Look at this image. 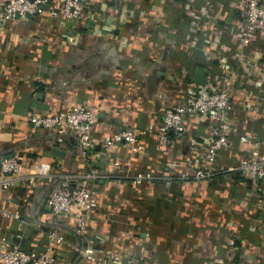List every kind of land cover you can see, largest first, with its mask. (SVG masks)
Here are the masks:
<instances>
[{"label":"crops","instance_id":"crops-1","mask_svg":"<svg viewBox=\"0 0 264 264\" xmlns=\"http://www.w3.org/2000/svg\"><path fill=\"white\" fill-rule=\"evenodd\" d=\"M78 1V18L0 22V156H23L22 175L37 174L34 163L43 162L55 176L0 188V241L41 252L54 243L51 235L66 239L55 264H264L258 236L240 225L244 205L233 186L222 177L179 179L189 171L183 139L169 135L161 155L152 137L142 154L111 142L120 130L158 124L177 98L170 81L176 59L168 50L176 48L174 31H185L173 18L186 0H174L175 9L170 0ZM80 106L97 113L94 165L101 177L77 236L75 223L52 215L46 203L52 180L85 175L88 163L74 134L67 131L58 144L55 131L35 130L29 119ZM137 173L155 179L135 184ZM239 236L247 237L233 249L229 242Z\"/></svg>","mask_w":264,"mask_h":264},{"label":"built area","instance_id":"built-area-1","mask_svg":"<svg viewBox=\"0 0 264 264\" xmlns=\"http://www.w3.org/2000/svg\"><path fill=\"white\" fill-rule=\"evenodd\" d=\"M169 4L175 9L174 0ZM43 14L50 19L59 15L73 19L81 16V7L78 0H65L61 7L51 0H3L0 6L3 24L30 21ZM173 19L186 24L185 31H174L176 48L168 50L169 56L176 59L170 81L178 88L177 98L158 124L120 130L111 142H122L132 152L142 154L152 137L155 151L161 155L170 143L169 135H174L176 141L183 139L189 171L179 179L202 183L222 177L233 186L235 199L244 205L240 218L241 227L247 231L244 234L258 236L264 252V0H186ZM251 52L261 58L255 61ZM194 61L203 63L196 69L206 72L203 85L193 82L192 69L198 67ZM243 77L248 79L246 84L242 83ZM242 90L246 93L236 97ZM29 121L35 130L55 131L58 144L67 131L76 136L89 170L79 177L50 179L54 189L46 205L52 215L71 219L75 234L82 236L87 216L97 201L95 183L101 177L94 165L97 113L80 106L49 116L33 113ZM201 153L203 162L198 160ZM24 161L23 156H0V188L55 177L43 162L34 163L37 174L22 175ZM240 178L247 182L242 183ZM132 179L142 184L155 178L137 173ZM235 186L242 192H235ZM246 237L239 236L229 244L237 249L240 239ZM51 239L54 243L41 252L0 241V264H55L58 246L66 239L53 235ZM83 255L95 261L93 255Z\"/></svg>","mask_w":264,"mask_h":264},{"label":"water","instance_id":"water-1","mask_svg":"<svg viewBox=\"0 0 264 264\" xmlns=\"http://www.w3.org/2000/svg\"><path fill=\"white\" fill-rule=\"evenodd\" d=\"M206 77L204 70L198 69L194 73L193 82L197 85H203Z\"/></svg>","mask_w":264,"mask_h":264}]
</instances>
